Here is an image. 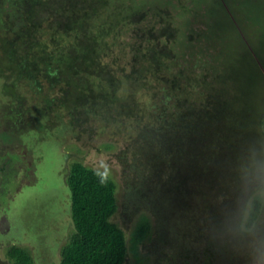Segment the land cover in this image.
<instances>
[{
  "label": "rangeland",
  "instance_id": "rangeland-1",
  "mask_svg": "<svg viewBox=\"0 0 264 264\" xmlns=\"http://www.w3.org/2000/svg\"><path fill=\"white\" fill-rule=\"evenodd\" d=\"M31 1L40 2L0 0V164L16 154L21 158L9 176L0 172V264H15L9 254L14 246L34 264L60 263L74 230L67 176L75 161L115 180L113 220L127 234V264H156L173 244L193 245L192 237L202 231L197 225L205 226L202 216L192 221L199 197L171 183L165 166L173 163L174 151L162 144L161 131L168 127L175 137L181 123L188 126L184 139L195 146L184 156L188 163L193 152L207 160L209 145L224 153L219 134L241 130L232 157L217 161L218 175L246 164L238 159L241 144L242 151L253 152L246 145L251 134L264 145V0H104L92 29L105 32L98 50L116 87L92 78L96 105L76 126L60 105L67 84L54 86L46 70L24 72L22 64L36 59L12 54L17 38L31 31ZM32 41V54L46 51L54 54L51 63H64L76 39L43 23ZM246 120L250 126L243 127ZM203 173L211 175L207 168ZM255 197L262 209L253 228L246 220L241 225L251 241L236 253L240 264H264V245L253 252L264 236V188L247 198L244 219ZM143 219L151 230L135 247ZM186 231L191 233L185 238Z\"/></svg>",
  "mask_w": 264,
  "mask_h": 264
},
{
  "label": "trees",
  "instance_id": "trees-1",
  "mask_svg": "<svg viewBox=\"0 0 264 264\" xmlns=\"http://www.w3.org/2000/svg\"><path fill=\"white\" fill-rule=\"evenodd\" d=\"M103 1L40 0L37 3L31 1L27 7V19L30 22L31 31L27 38L19 36L12 50V54L17 57L28 60L31 56L36 59L35 62L26 61L22 64L21 70L24 72L35 73L46 70V77L54 86L63 81L67 84V88L63 89L61 95L60 105L68 107L75 126L86 121L89 105L90 107L96 105V99L95 102L91 101L94 99L96 89V80H91L92 78L107 80L113 90L116 87L113 73L100 60L99 36L105 32L103 30L98 35L94 34L92 29V19L96 17V11ZM43 23H47L56 34L74 35L76 42L62 57L64 63H51L54 54L46 53V51L43 55L39 51L32 54L33 34ZM57 59L59 61L60 57ZM210 120L213 122L212 119ZM245 125L250 126L249 121H242V126L245 127ZM166 128L168 127L161 131H164L165 135L162 144L168 148V153L169 150L174 151L173 163L165 166L170 170V172L167 171L170 175L169 179L172 184L183 185L185 189L191 188L192 190L187 192L199 197L193 207L196 216H192V221L197 223L202 216L205 226L197 225L202 231L192 237L193 245L185 240L173 244L171 250L164 255L159 253L162 257H159L156 264H240L236 260V253L240 248H245L246 241H251L241 225L246 220L245 226L253 228L262 209L261 200L255 197L253 207L244 219L247 198L255 190L264 188V145L255 138V134H251L246 145L252 147L253 152L247 148L242 151L244 145L241 144L238 159L245 161L246 164L240 168L241 170L236 165L234 171L227 169L226 175L223 173L218 175L219 163L217 164V161H222L221 155L232 157L230 154L235 148L233 141L237 140L241 130L229 128L240 132L229 131L219 134L217 137L220 140L218 141L219 148L224 150V153L216 151L213 148L214 144L209 145L207 160L198 159L195 156L198 152H193L194 157L189 160L191 162L185 163L186 153L189 151L191 155L190 146L195 147L190 143L187 144L184 139V135L188 134L185 133L188 126L181 123L175 137L170 135L172 130ZM240 141L244 142L243 139ZM163 156H167L166 151ZM20 159L16 154L0 164L1 175L9 176L12 166H18L21 163L18 161ZM205 168L211 172V175H204ZM67 184L71 192L74 230L61 248L59 264H127L130 252L127 234L113 220L118 211L115 180L82 161H75L69 168ZM2 186L0 180V189L4 188ZM1 192L0 190V198L4 196ZM150 230L149 221L143 219L134 232L135 247L144 241ZM190 233L186 231L183 235L186 238ZM263 238L264 236H260L261 242L253 252L257 254L261 252L260 248L264 245ZM200 240H202V246L199 245ZM194 242L197 243L194 244ZM9 254L15 264H34L33 258L19 247H12Z\"/></svg>",
  "mask_w": 264,
  "mask_h": 264
}]
</instances>
